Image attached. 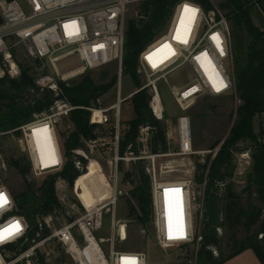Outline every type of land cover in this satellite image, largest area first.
I'll use <instances>...</instances> for the list:
<instances>
[{
  "label": "built area",
  "instance_id": "2783aa9c",
  "mask_svg": "<svg viewBox=\"0 0 264 264\" xmlns=\"http://www.w3.org/2000/svg\"><path fill=\"white\" fill-rule=\"evenodd\" d=\"M22 1L0 0V79H17L21 76L18 56L22 52L31 61L28 67L32 69L36 87L41 91H51L54 97V103L47 112L36 115L35 121L18 129L21 132L19 140L22 151L31 168L29 181L57 174L64 165L62 152L61 164L57 168L44 169L36 165L27 140V132L43 123H53L51 131L55 134L61 119L77 109L67 99L61 84L69 85L86 73L115 62L119 89L116 103L107 108L88 109L92 113V120L97 112L103 115L113 113V122L105 136L87 142L89 153L81 154L90 161L94 155L100 154L104 146L110 145L109 161L113 175L109 180L111 190L107 200H100L90 206L84 204L76 188L71 191L64 180L58 179L56 192L61 207L51 215L37 218L38 227L49 230V236L38 242L32 240L31 246L20 253L9 246L28 242L29 226L24 217L10 215L17 211L15 201L7 188L0 184V189L7 191L10 201L8 208L0 214V227L12 220H17L19 228L22 227L18 237L0 243V264H34L38 252L50 263L52 253L47 246L55 242L73 264H130L128 258H135L136 264H150L148 249H125L129 239V220H122L118 216L119 203L129 197L134 188L130 180L123 178L119 164L141 159L149 161L147 173L151 179V225L161 260L164 264H200L205 184L198 186L192 173L184 178L163 179L157 164L160 158H187L205 154L194 148L191 118L187 114L178 116L174 130L166 133L167 153L150 155L144 152L142 156L136 157L128 152L120 154V143L127 129L122 123L121 111L126 101L138 92L147 90L151 95L150 107L157 119L163 122L165 115L159 82L169 88L183 113L205 95L235 96L238 99L232 34L226 14L213 0H210L211 10H205L194 0H180L173 9L167 33L149 43L140 54L138 74H144L147 82L123 98L121 81L127 13L132 5L146 0H25L29 13L24 10ZM136 15L139 17V13ZM227 63L231 66L230 72L225 67ZM183 69L194 74L192 82L183 86L171 85L169 78ZM13 132H0V139ZM148 137V128L141 129L139 141L146 144ZM259 141L264 142V137ZM221 145L210 151L212 160ZM240 160L235 177L245 170L244 164H250L246 152L241 153ZM76 166L82 168L79 161ZM9 167L0 149V174L7 172ZM197 188L202 191L199 200L196 197ZM70 192L76 200L71 198ZM166 199L172 203L170 218H167ZM107 220L110 222V235L98 236L105 229ZM124 226L127 227L126 234ZM142 231L145 235V230ZM217 233L221 238L225 231L218 227ZM262 237L259 235L260 239ZM209 250L215 258L220 257L218 248L210 247Z\"/></svg>",
  "mask_w": 264,
  "mask_h": 264
},
{
  "label": "trees",
  "instance_id": "16d2710c",
  "mask_svg": "<svg viewBox=\"0 0 264 264\" xmlns=\"http://www.w3.org/2000/svg\"><path fill=\"white\" fill-rule=\"evenodd\" d=\"M179 1H143L138 4L139 17L127 21L123 75L129 76L137 89L141 87L138 75L140 54L167 27L173 9ZM194 1L201 4L205 10L212 9L210 0ZM251 1L253 0H225L220 4L232 28L234 76L239 106L236 121L216 157L212 160V156L208 155L203 162L198 159L195 163V182L198 186L205 184L200 264H225L247 250H252L260 263L264 264V142L259 141L264 137V31L253 23L249 11L245 8ZM254 4L264 15V0H254ZM19 65V78L0 79V132L14 131L8 136L18 138L21 137L18 130L20 127L35 121L36 115L47 112L54 103L51 91H41L36 87L31 67L24 62H19ZM117 82L118 77L113 75L107 82L96 83L88 72L79 81L69 85L61 84L69 102L77 107L61 119L71 125L67 130L59 132L64 159L61 172L46 176L37 185L29 181L31 168L29 163H24V158L9 160V166L24 180L23 191L12 193L17 211L10 215L24 217L29 226L28 242L22 241L9 248L19 253L24 252L31 246L32 240L38 242L49 236V230H41L38 227L37 218L41 215H51L61 207L56 192L58 179L64 180L72 191L77 182L87 174L89 160L81 153H89L87 142L105 136L108 131L105 127L111 122L109 115L101 113L96 114L92 120V113L88 109H102ZM129 101L132 103L135 118L123 122L127 129L120 143V154L125 155L128 152L140 157L144 152L150 155L167 153L169 147L166 129L150 107L151 95L147 90H142ZM258 117L262 119V131L259 134L255 130V120ZM143 128H148L149 133L146 144L139 141ZM246 140L254 144V164L252 172L247 175L245 188L241 193H237L234 190L237 170L234 158L236 153L244 151L240 144ZM220 143L221 141H216L210 149L215 150ZM145 160L134 162L129 171L123 170V162L119 164L123 178L130 180L134 185L130 196L125 198V219L135 220L144 228L152 221L151 179ZM77 161L81 163V169L77 168ZM9 203L8 198L5 206L0 208V214L8 208ZM14 221L16 220L7 225ZM7 225L1 226L0 230ZM218 227L227 233L226 246L230 253L224 256L221 252L220 257L215 258L209 248L221 249L225 239L218 236ZM259 235L263 237L260 239ZM57 249L61 254L56 261L62 263L65 261V255L60 251V247ZM34 264L49 263L41 252H38Z\"/></svg>",
  "mask_w": 264,
  "mask_h": 264
},
{
  "label": "rangeland",
  "instance_id": "374dc122",
  "mask_svg": "<svg viewBox=\"0 0 264 264\" xmlns=\"http://www.w3.org/2000/svg\"><path fill=\"white\" fill-rule=\"evenodd\" d=\"M215 5L220 8V4L224 3L225 0H213ZM23 8L27 13H29L28 6L23 0L21 2ZM245 8L249 11L251 19L253 23L263 32L264 31V15L261 13L260 9L254 4V0L250 3L245 5ZM221 9V8H220ZM222 10V9H221ZM223 11V10H222ZM225 13V11H223ZM137 13H139L138 5H132L129 8L127 13V21L129 20H136ZM170 23V21H169ZM169 28V24L167 27L157 36L160 38L162 35L167 33ZM230 29L232 32V28L230 25ZM155 38V39H157ZM242 38H245L242 36ZM232 42L234 45V39L232 37ZM235 56V53H234ZM19 62H24L25 65H30V60L25 56L24 53H20L18 56ZM225 67L228 71H231L230 63H227ZM234 68V67H233ZM90 75L95 80L96 83H104L107 82L111 76H117V63H111L106 67L98 70H94L90 72ZM141 80V86L147 82V78L144 74H138ZM82 77L71 81H79ZM194 78V74L191 73L188 69H183L175 73L173 76L169 78V82L171 85L176 86H183L187 85L192 82ZM159 91L162 99L163 109L165 120L162 122V125L166 129V133H169L174 130L175 122L178 116L187 114L191 120L193 125V144L194 148L198 152H205L204 155H199L196 157H187V158H180V157H169V158H160L157 161L158 168H159V175L163 179H178L188 177L191 173L195 175L196 171V161L198 159H205L210 151L211 146L216 141H221L220 145L223 144L230 133V130L233 124L236 121V111L239 106V100L235 96H226V97H214L205 95L201 97L191 108H189L185 113L176 105L175 100L169 90V88L162 82H159ZM137 90V86L134 81L127 75L122 76L121 81V95L123 98L129 96L131 93ZM118 82L110 92L108 97V101L105 103L104 107H108L113 105L117 101V94H118ZM96 115V114H95ZM109 117H111V122H113V113H109ZM135 118V113L132 107L131 101H126L122 105V114L121 119L122 123L124 121H130ZM110 124L106 125V130H108L111 126ZM71 125L68 122L62 120L60 124L57 126V138L60 145V137L59 132L63 130H67L70 128ZM255 130L259 134L262 131V119L257 118L255 120ZM219 145V146H220ZM240 147L243 148L246 154L249 155V162L250 164L246 166L245 170L240 168L243 172H239L237 177H235L234 181V190L237 193H241L246 186V179L247 175L252 172L253 168V148L254 144L251 141H244L240 144ZM0 149L2 150L5 159L9 162L10 159L15 158H24V163L28 164L27 157L25 153L22 151V144L18 137L13 136H6L0 139ZM61 149V146H60ZM110 145H106L102 148L99 155H94L89 163L87 168V174L78 181L77 185L79 187V193L82 196V199H86L89 201L90 205L95 204L96 202L107 200L110 195L111 187L110 184V177L113 175V167L110 164ZM241 152V153H242ZM241 153H238L234 158V163L237 165V169H239V162ZM82 154V153H81ZM134 162L125 161L123 162V170L129 171L132 169ZM146 166L149 165V161L145 160ZM252 166V167H251ZM195 169V170H194ZM36 178L31 179V182L36 183L39 185L43 179ZM85 182V185L82 183ZM0 184H3L7 190L12 194L13 192H20L24 189V180L22 177L17 173L14 168L9 167L8 171L5 173L0 174ZM93 184H99L101 186V192L96 194L92 189ZM0 193L5 194L8 199V194L5 189H0ZM202 195L201 189H196V197L197 200L200 199ZM71 198L76 200V197L72 195L70 192ZM127 213L126 209V201L125 199L121 200L118 207V216L120 219L125 220V215ZM17 220L12 222L11 224L7 225L3 229L0 230V233L3 234L4 239L0 240V243H4L6 241H11L18 237L21 234V228L17 231L15 228L11 227L12 225H16ZM4 229H9V232H4ZM145 230V235L142 230ZM128 232H129V239L125 244L126 250H146L148 249L150 252V264H164L161 260L160 256V249L156 246L154 239H153V228L152 225H148L145 228L139 225L135 220H129L128 223ZM110 235V222L107 220L105 223V229L98 235L101 237H108ZM226 235L225 232L223 237L225 239L222 242L221 249L219 250V254L223 252L224 256H228L230 253V249L226 246ZM243 236V235H242ZM49 250H51L52 257L50 259L49 264H73L70 257L64 252L62 247L59 246L57 242L52 243L51 245L47 246ZM60 247V251H63L65 255V261L60 263L57 262L56 259L60 256L58 249ZM41 250H44L41 247ZM231 260L227 261L228 264ZM172 264V263H170Z\"/></svg>",
  "mask_w": 264,
  "mask_h": 264
},
{
  "label": "bare ground",
  "instance_id": "6f19581e",
  "mask_svg": "<svg viewBox=\"0 0 264 264\" xmlns=\"http://www.w3.org/2000/svg\"><path fill=\"white\" fill-rule=\"evenodd\" d=\"M98 113L99 112H97L96 114ZM52 128H54V125L53 123L49 122L33 126L27 132L28 145L34 156L35 163L36 165L43 167L44 169L57 168L61 164V149L58 142L59 140L57 138V132H55L54 134V132L51 131ZM82 185H85V182L82 183ZM75 188L78 195L82 199V196L79 193L78 185H76ZM92 189L96 194H99L101 192V186L99 184H93ZM82 201L84 202V204H86V206H90L88 200L82 199ZM171 207L172 203L168 199H166L167 218L171 217ZM127 227L124 226L125 234Z\"/></svg>",
  "mask_w": 264,
  "mask_h": 264
},
{
  "label": "crops",
  "instance_id": "0c3cea01",
  "mask_svg": "<svg viewBox=\"0 0 264 264\" xmlns=\"http://www.w3.org/2000/svg\"><path fill=\"white\" fill-rule=\"evenodd\" d=\"M226 264V263H225ZM228 264H261L252 250H247L234 257Z\"/></svg>",
  "mask_w": 264,
  "mask_h": 264
},
{
  "label": "snow or ice",
  "instance_id": "6c2138e0",
  "mask_svg": "<svg viewBox=\"0 0 264 264\" xmlns=\"http://www.w3.org/2000/svg\"><path fill=\"white\" fill-rule=\"evenodd\" d=\"M187 10V9H186ZM193 11H195L193 9ZM214 39H217L216 37H213ZM173 191H179V190H173ZM7 203V197L5 196V194L3 193H0V208L4 207L5 204ZM11 227L15 228L17 231L19 230V225L16 224V225H12ZM4 232H9V229H4L3 230ZM9 234H11L9 232ZM169 238H173L172 235H171V231L169 232ZM4 239V236L2 233H0V240ZM130 260V264H136V260L135 258H128Z\"/></svg>",
  "mask_w": 264,
  "mask_h": 264
}]
</instances>
